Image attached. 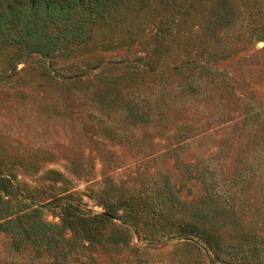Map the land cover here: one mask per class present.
Returning a JSON list of instances; mask_svg holds the SVG:
<instances>
[{"label":"trees","instance_id":"16d2710c","mask_svg":"<svg viewBox=\"0 0 264 264\" xmlns=\"http://www.w3.org/2000/svg\"><path fill=\"white\" fill-rule=\"evenodd\" d=\"M143 24L150 31L148 45L142 54L135 56L141 64L133 63V59L122 65L119 58L99 65V60L85 59L79 64L71 62L55 67L51 73L42 62L41 73L58 77L62 69L73 68L67 75L70 86L82 74H92L94 70L101 73L102 82L90 86L86 80L79 82L81 89L74 88L85 96L80 107L86 106L83 107L86 116L102 128L107 126L106 119L114 120L112 116L120 114L132 123L158 121L162 127H168L171 123L165 110L167 105L154 98L157 91L164 90L176 102L201 95L208 99L212 91H218L231 99L233 110L241 112L242 123L251 125L245 142L252 145L264 142V103L256 91L264 83L262 78L255 86L247 74L230 71L228 65H223L232 57L247 61L255 60L258 54L264 55V0H0V53L14 45L4 61L14 66L26 55L57 57L70 45L85 44L95 37L126 45L140 38L137 29ZM259 39L263 41L262 46L252 49ZM256 61L258 71L263 74L264 58L258 57ZM121 75L133 80L124 81ZM144 76L149 78L148 83L141 81ZM177 126L174 134L185 135L183 128ZM68 159L67 169L78 174V163ZM12 166L10 162L0 161V230L9 235L11 247L29 244L34 255L45 253L46 259L40 260L43 264H75L76 248L83 240L87 245L101 238L112 245L123 243L128 231L126 225L122 226L124 229L112 230L115 218L129 224H136L140 219L146 224L145 234L164 235L172 230L180 234L198 233L209 246H217L232 255L241 252L245 256V246L255 244L258 237L255 233L247 235L240 227L231 228L236 224L232 210L221 206V202L199 195L188 201L182 199L178 187L167 176H162L161 186L153 196L144 200L133 196L111 199L112 187L109 191L101 189L97 195L98 210L83 206L86 203L78 195L81 191L59 189V185L56 193L52 189L54 193L48 191L43 196L44 188L23 193L12 180L13 173L8 171ZM28 167L36 169L33 164ZM185 170L189 171V165L185 164ZM51 172L60 174L57 170ZM64 179L69 182L68 178ZM22 194L29 200H24ZM45 195L48 197L43 201ZM32 196H42V199L33 201ZM59 199V221L45 219L42 207ZM174 212L178 217L173 218ZM65 230L71 237L64 234ZM219 230L228 238L226 241H221L223 235ZM252 252L257 258L259 249L255 245Z\"/></svg>","mask_w":264,"mask_h":264},{"label":"rangeland","instance_id":"374dc122","mask_svg":"<svg viewBox=\"0 0 264 264\" xmlns=\"http://www.w3.org/2000/svg\"><path fill=\"white\" fill-rule=\"evenodd\" d=\"M149 31L143 24L137 29L140 38L126 45L119 41L107 43L95 37L85 44L70 45L57 57L26 55L14 66L4 62L14 45L5 47L0 53V161L12 163L8 171L13 173L12 180L23 193L44 188L43 196L48 191L54 193L52 189L56 193L59 185V189L81 191L78 195L86 203L83 206L98 210L97 195L101 194V189L109 191L112 187L111 199L133 196L144 200L153 196L161 186L162 176H167L185 201L198 195L213 198L232 210L236 224L229 225L231 228L240 227L247 235L258 236L255 244L245 246V256L241 252L232 255L217 246H209L198 233L180 234L172 230L164 235L145 234L146 224L140 219L136 224H129L115 218L112 230L124 229L122 226L126 225L127 239L115 245L103 238L92 245L83 240L76 248L75 264H264V142L254 145L245 142L251 125L242 123L241 112L233 110L228 96L212 91L208 99L201 95L176 102L169 99L170 95L164 90H159L154 98L167 105L170 126L162 127L158 121L132 123L120 114L112 116L114 120L106 119L107 126L102 128L86 116L83 110L86 106L80 107L85 96L74 88L81 89L79 82L86 80L90 86L102 82L101 73L94 70L92 74H82L71 86L67 75L73 68L62 69L58 77L41 73L42 62L51 73L55 67L71 62L79 64L85 59L99 60V65L119 58L122 65L133 59V63L141 64L135 56L142 54L148 45ZM262 44L259 39L252 49ZM258 57L247 61L232 57L223 65H228L230 71L247 74L256 86L261 78L264 82V73L257 67ZM121 76L124 81L133 80ZM148 79L144 76L141 81ZM256 91L264 103V83ZM175 124H181L176 128H183L185 135L174 134ZM237 141L240 144H236ZM67 156L78 163V174L67 169ZM30 164L36 165V169L29 168ZM185 164L189 165V171L185 170ZM51 170L60 174L55 175ZM50 185H54L53 188H49ZM42 196L31 199L39 201ZM23 199L29 200L27 196ZM60 202L61 199L51 200L44 205L43 217L59 221ZM176 217L178 214L174 212L173 218ZM219 231L223 235V231ZM64 234L71 237L68 230ZM220 239L224 242L228 238L223 235ZM253 245L259 249L257 258L251 255ZM34 253L29 244L11 247L9 235L0 230V264H43L41 261L46 259V254L41 252L36 256Z\"/></svg>","mask_w":264,"mask_h":264}]
</instances>
